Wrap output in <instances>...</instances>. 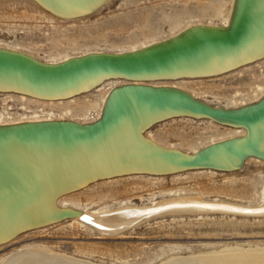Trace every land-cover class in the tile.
I'll list each match as a JSON object with an SVG mask.
<instances>
[{"label":"rangeland","instance_id":"1","mask_svg":"<svg viewBox=\"0 0 264 264\" xmlns=\"http://www.w3.org/2000/svg\"><path fill=\"white\" fill-rule=\"evenodd\" d=\"M233 1L106 0L89 13L63 17L34 0H0V50L18 51L50 66L92 55L134 53L170 40L189 27L228 29ZM257 59L215 76L143 82L102 79L90 90L58 100L1 91L0 128L49 122L93 125L102 120L110 95L123 86L176 88L216 109L252 106L264 98V55ZM14 84L44 92L35 84ZM142 135L163 150L194 155L212 145L244 138L247 130L208 117L176 116L153 123ZM186 199L263 205L264 160L249 156L235 170L206 167L114 176L65 194L55 204L101 220L107 212L122 208ZM132 216L123 223L133 221ZM123 223L110 227L117 230L125 227ZM25 247L47 248L97 264H163L174 258L195 260L225 252L264 253V216L165 214L117 236L101 235L79 218H68L17 233L0 245V259Z\"/></svg>","mask_w":264,"mask_h":264},{"label":"bare ground","instance_id":"2","mask_svg":"<svg viewBox=\"0 0 264 264\" xmlns=\"http://www.w3.org/2000/svg\"><path fill=\"white\" fill-rule=\"evenodd\" d=\"M41 1L54 9L53 13L58 12L63 15L74 10H85L82 14L89 13L99 8V6L101 7L106 0ZM232 7L233 10L229 18L228 29L226 30L213 28V26L199 25L194 28L189 27L175 35L174 38L155 43L143 49V51L133 53V57H126V59L101 60L100 55H95L93 57L98 58L84 59L82 61L80 59L76 61L71 59L68 60L69 62L66 61V64L50 66L42 65L33 57L18 53V51L11 52L10 50L4 51L5 49H2L0 50V85H7L15 89L13 92L35 98L58 100L75 96L83 92V90H90L102 79H112L110 75L116 74H124L129 80L143 82L155 79L198 78L226 73L255 61V59L258 60L257 58L260 59L264 55V0H234ZM12 80L30 85L35 84L42 87L44 92H41L37 87L29 91L27 88L20 86L21 84L15 86L18 84L13 85ZM74 89L77 90L66 96L63 95ZM163 99H176L193 106H202L194 98L176 88L156 89L149 86H123L115 89L110 95L102 120L93 125L80 126V124L76 125L73 122H49L0 128V191L2 192V198L7 202L20 203L26 196L29 195L30 197L31 192L35 189V187H32L33 189L30 190L31 187L24 182H21V185L15 188L14 183L17 182L19 172L12 168V162L9 157L13 154L22 153L24 158L41 156L63 160V158H68L72 155H79L78 152L80 150H78V147L81 145L79 141L100 135V140L93 144L92 149H88L91 151L85 152H90L89 154L103 153V145L109 143L111 145L116 144L114 148H116L117 154L112 156V164L104 165V169L94 171V173L144 168L147 164L135 163L149 159L150 155L148 153L168 155L172 151L159 148L142 135L145 127L149 126L152 121L162 118L168 113H174L173 110L160 106ZM148 102H150L149 108L147 107L148 104H146ZM240 109L239 112L243 114L255 111L253 115L262 113L260 116H263L264 98L254 107ZM216 121L235 128L243 127L247 130V136L218 143L222 146L212 145L213 147L210 146L212 149H208L207 153L232 145L231 143L238 142L237 140L244 141L253 137V142L249 144L251 151L248 153L223 157L209 166L234 170L241 166L247 155L264 160V131L260 128L263 125L262 122ZM105 133H108V135H104ZM85 148L87 149L88 147ZM239 149L240 147H234L231 151L229 150V154ZM169 156L176 157L177 155L172 154ZM56 164H61V161ZM66 167L69 168L66 175L63 172L57 175L52 174L51 181H47L48 183L42 186L32 200L23 203L27 207L17 210L10 205L0 203V236L18 228L20 229L21 225L22 227L26 226L25 229L30 228V230L44 227L42 226L44 224L29 225L39 221L40 219L38 218L48 217L55 210H64L56 206V199L65 194L81 190L97 180L96 177L92 178L94 176L93 172H90L83 165L76 163L73 167ZM142 171L140 170L139 173H142ZM36 184H39V182ZM9 188L17 190L12 191L10 196L4 195V192ZM20 195L22 196L14 198ZM227 206L264 208V204L250 206L222 201L186 199L180 202L166 201L156 206L122 208L107 212L108 214L106 215L108 216L104 215L101 220H98L94 215L78 212L81 214L80 216H89L95 224L100 226L102 230L95 229L101 235L117 236L149 219L165 214L201 215L218 212L236 215L227 211ZM40 213L43 216H38ZM131 215L133 216L130 219L133 221L125 225L123 222ZM240 216L248 217L249 215L240 214ZM261 216H264V214ZM74 218H79L80 220V217ZM15 219L17 220L14 221ZM122 223L125 227L121 226L120 229L116 227L117 230H113L110 227ZM13 233L5 236L3 240L0 239L2 240L0 245L13 240L17 236V232ZM183 258L170 259L163 264H264L263 252L207 254L197 257V259L194 258L195 260ZM0 264L97 263L57 253L47 248L25 247L16 253L3 256L0 259Z\"/></svg>","mask_w":264,"mask_h":264},{"label":"water","instance_id":"3","mask_svg":"<svg viewBox=\"0 0 264 264\" xmlns=\"http://www.w3.org/2000/svg\"><path fill=\"white\" fill-rule=\"evenodd\" d=\"M34 1H36L40 6H43V8L50 10L51 12L55 11L52 8L48 7L46 4H44L41 0H34ZM83 12H85V10H80V11L74 10L70 13H64L62 16L63 17H65V16L66 17H75L78 15H81ZM134 53H136V52H134ZM132 54L133 53L119 54V55H101L100 54V58H102L101 60L126 59V57H133ZM93 56H95V55L77 58L73 61H76L78 59H80V61H82L84 59L86 60V59H90V58H98V57H93ZM101 56H103V57H101ZM114 76H118V77H114ZM110 77H112V78H123L125 80H129L128 78L125 77L124 74L110 75ZM75 90H77V89L68 91V92L64 93L63 95L66 96L68 94H71V93L75 92ZM1 91L13 92V91H15V89L10 88L7 85H0V92ZM146 104H148L147 107L149 108L150 102H148ZM256 105L257 104L252 105V106H248V108L254 107ZM160 106L162 108H167V109L173 110L174 113H168L166 116L164 115L165 117L163 116L162 118H159L157 120L152 121L149 124V126L152 125L153 123L157 122V121H160V120H163L166 118H170V117L191 116V117H208V118H213V119L219 120V121L224 120V121L237 122V123L245 122V121L262 122L263 125L260 124L261 125L260 128L263 129V131H264V115L260 116L262 113L253 115V113L255 111L253 113L243 114V113L239 112L241 109L223 110V109H218V108L217 109L211 108L209 106L204 107L206 105L203 106V104L201 107H199V106L190 105L186 102L176 100V99H170V100L163 99L161 101ZM149 126L147 125L145 127V129ZM104 135H108V133H105ZM99 140H100V135L94 136V137L87 139V140L79 141V144L81 143L80 147H78V150H80L78 152L79 157L76 155H72L71 157L63 158V160L60 158H50V157H41V156H30L28 158H24V155L22 153L11 155L9 157V159L12 162V168L16 169L19 172V174L17 176V182L14 183L15 188H16V186L21 185V182H24L25 184H27L31 187L30 190L33 189L32 187H35V189L31 192L33 195L31 194L30 197H29V195L26 196V198L24 200H21L20 203L19 202H13V201L7 202L5 199L2 198V192L0 191V203L10 205L17 210L19 208L27 207L23 203H26L27 201L32 200L34 195L38 191H40L42 186L47 184L48 183L47 181H51L52 174L57 175L60 172H63L66 175L67 172L69 171L68 170L69 168H67L66 166L73 167L76 163L83 165L90 172H93L94 176H92V178L96 177L97 180H100V178L103 179V178H110V177L121 176V175H126V174H135V173H137V174H169V173H174V172L187 170V169L206 168V167L207 168L222 169L219 167H212L209 165L215 163L218 159H221L223 157H229V156H234L237 154L241 155L244 153H248L249 151H251V146L249 144H251V142H253V137L251 139L248 138L244 141L237 140L238 142L231 143L232 145L221 147V148H219V150L215 148L216 150L213 149L214 151L209 152V153H207L208 149H212L213 146L208 147V148H206V149L202 150L201 152L194 154V155L182 154V153L175 152V151H172V152L170 151L171 153L168 152L169 153L168 155L148 153L150 155L149 159L135 163V164H137V163L138 164H147L146 166H144V168L140 167V168H136V169H128V170H121V171L108 172V173L104 172V171H99L97 173H94V171L104 169V167H103L104 165L112 164V162H111L112 156L117 154L116 148H114L116 146V144L111 145L109 143H105L103 145V153L89 154L90 152H85V151H91L88 149L89 148L92 149L93 144L96 141L98 142ZM217 145L222 146L221 144H217ZM85 147H88V148L86 149ZM234 147H240V149L229 154V152L232 149H234ZM172 154L177 155V156L176 157L169 156ZM73 156H76V157H73ZM249 156H251V155H247L245 158H247ZM29 160H31V161H29ZM58 161H61V164H56ZM63 163H65V164H63ZM140 170H143L142 173H139ZM222 170H229V169H222ZM143 172H146V173H143ZM38 182H39V184H36ZM14 190H17V189L9 188L8 190H6L4 192V195L10 196V194ZM21 196L22 195L16 196L14 198H19ZM226 210L230 211L231 213H234L236 215H240V214L243 215L244 214V215H249V216L250 215L251 216L252 215H258L259 216V215L264 214V208H237V207L227 206ZM207 214H211V213H207ZM220 214H223V213H220ZM80 215L81 214L75 210H55V211L51 212L48 215V217L38 218V219H40L39 221H35L34 223H32L29 226H34V225H38V224H41V225L44 224L42 226H46V225H50V224H54L56 222H59L63 219L80 217V221H82L83 223L88 224V225H90V226H92L98 230H100V229L102 230V228L100 226H98L97 224H95L89 216H80ZM38 216H43V215L40 213ZM16 220L17 219H15L14 221H16ZM10 222H12V221H10ZM21 227H22V225H21ZM21 227H20V229L18 228L12 232L6 233L3 236H0V239L3 240V238L5 236H7L13 232L20 233L22 231L30 229V228L25 229L26 226L22 227L23 229ZM38 227H40V226H38ZM2 240H0V242Z\"/></svg>","mask_w":264,"mask_h":264}]
</instances>
